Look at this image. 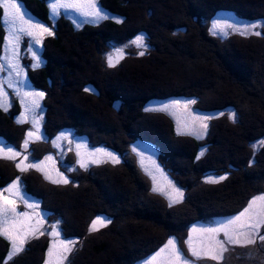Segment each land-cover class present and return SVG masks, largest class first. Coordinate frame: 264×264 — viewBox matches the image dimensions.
Returning a JSON list of instances; mask_svg holds the SVG:
<instances>
[{"label":"trees","instance_id":"obj_1","mask_svg":"<svg viewBox=\"0 0 264 264\" xmlns=\"http://www.w3.org/2000/svg\"><path fill=\"white\" fill-rule=\"evenodd\" d=\"M247 1L97 0L115 19L74 25L63 15L51 22L48 0H22L52 32L41 39L43 63L26 70L30 84L44 93L45 135L60 128L96 134L95 140L120 156L119 163L67 172L68 184H54L35 170L23 173L0 158V190L19 178L49 219L60 221L62 236L77 242L65 264H133L192 220L232 215L264 190V147L252 146L264 138V31L220 39L208 30L215 11L264 21V0ZM140 32L147 45L143 56L130 50L115 67L106 65L109 43ZM4 36L0 24V50ZM169 97L194 98L199 111L232 109L235 123L224 113L208 120L202 138L177 133L168 114L143 108L149 100ZM15 106L0 108V136L20 144L25 126L16 122ZM135 140L157 149L160 164L183 190L182 200L169 207L152 191L129 151ZM29 147L34 157L49 150L48 144L41 153L38 143ZM207 173L227 179L206 183ZM96 215L111 223L90 232ZM47 245L46 234L30 238L8 264H42ZM234 249L220 264H264L259 242ZM8 251V241L0 238V264Z\"/></svg>","mask_w":264,"mask_h":264},{"label":"snow or ice","instance_id":"obj_2","mask_svg":"<svg viewBox=\"0 0 264 264\" xmlns=\"http://www.w3.org/2000/svg\"><path fill=\"white\" fill-rule=\"evenodd\" d=\"M52 16H59L60 9L65 11L69 9L76 10L79 15L90 18L93 21H100L110 19L111 17L105 12V10L100 7L97 3V0H52L50 5ZM0 9H3V17L0 18V24L8 25L6 31L9 32V38L6 45V50L11 49L12 55L18 57V46L19 42L23 36L30 37L33 41L32 44H29L28 51L32 52L33 59L35 61L33 67H39L43 61L39 58V53L35 50V44H39L40 40L36 38V34L33 30H38L39 34L48 33L52 34L49 27L39 23L31 18L30 13L23 10L22 0H0ZM19 22V27L17 26ZM120 19H116V23H121ZM27 25L28 27H24ZM264 28V21L261 22H249L243 26H238L234 24H221L220 21H214L212 24V33L214 35H219L221 37H226L231 34L225 29H231L232 32L239 33L241 35H255L260 36L261 31L259 29ZM143 36H137L135 40L132 41L137 48L142 49L139 52V55L143 56L147 50V45L144 43ZM124 49H116L115 53L109 54L106 59L109 67H115L114 57H117L116 62L120 58H123ZM8 67H17L16 65L11 64L8 61H5ZM4 71V64H0V72ZM2 81H0V95L6 96L7 94L2 91ZM85 91H92L90 88H86ZM25 95H28L26 93ZM35 96L43 97V92L33 93ZM195 100H190L185 102V107L188 104H194ZM23 103V101H22ZM175 103H180L179 101H174ZM34 107H26V111L33 112V117L31 120L32 127L35 131H28V138L43 139L42 135L39 134V125L40 121L43 119L42 116L37 117L35 112L40 108V105L33 101ZM0 107H7V105L0 103ZM170 105L164 104L158 108H148L146 111H166ZM219 116L224 115V113H219ZM200 121H207L210 119L216 118L212 115H203L194 117ZM229 119L235 123L236 115L235 112L229 113ZM27 122V117L22 113L18 123ZM201 127L207 129V123H202ZM202 135V134H198ZM62 139H68L67 134H62L56 138V141ZM29 139H25L23 142V149L25 153H28ZM72 141L69 140V143ZM54 146L59 147V145L54 141ZM260 146L264 147V140L260 141ZM81 147L87 149L86 144L77 143L76 148L79 150ZM256 145H253L254 150ZM135 151V149H134ZM103 153L105 156L109 157L114 163H119L120 160L111 152H107L104 149H96L95 151H88L87 155L89 157H94L96 153ZM0 154H3L6 159H15L17 156H20L21 153L16 151L13 147L0 145ZM76 155L80 157V152L77 151ZM204 155V151H201L197 156V159H200ZM28 155L23 156L24 160H28ZM53 158L51 156L45 157V160L51 161ZM23 163V161H21ZM21 163H17L15 166L21 171L24 172L26 169L36 168L40 170L41 164L43 161L30 162L25 167H21ZM80 168L87 169L90 163H100V161L92 159L85 160L83 158L77 161ZM75 171L76 169H71ZM151 175V173H149ZM57 176L59 179H53L52 183L59 184L70 183L69 179L60 173L57 170ZM46 179H50L46 175ZM153 179V192H161L162 194L168 196L170 203L169 207L172 204L179 202L183 199L184 193L176 188L174 185L169 184L172 187V190L176 194V199H173L168 193H165L163 189H158L155 187V177ZM227 179L226 176L220 177H209L206 179V183H219ZM7 193L8 195H5ZM22 203L26 208H35L38 205L30 204L26 199L25 195L22 192L21 181L17 178L10 185L0 190V238H3L8 241L10 248L7 255V260L4 264H8V261H11L13 257L20 254L25 250V244L30 238H36L37 233L39 235H44L45 232L50 237H53L51 246L48 249L47 256L48 259L45 260L44 264H65V261L68 260V254L74 250V245L77 243L74 240L70 239H61V232L58 230V225L53 224L49 229H44L40 231L39 228L33 226L31 221V215L27 211H18V204ZM43 219V217L41 218ZM111 223V219L103 216H98L96 219L92 220L89 231L95 232L98 231L100 227H106ZM42 227V225H41ZM261 228H264V194L255 196L250 200L247 207L244 208L239 214L229 217L222 222L216 224L212 227H200L193 228L192 232H199L205 234L200 242L196 245L193 244L192 236L189 235L186 244L188 245V250L191 253L189 257L187 253L183 252L175 239H169L167 243L161 248L155 255L150 259L146 260L144 264H160L161 254L166 253L167 257L163 264H199L201 260H211L215 261L216 264L224 259V254L233 250L235 247L246 248L250 245H256L257 242L264 246V234H261ZM222 238H220V234Z\"/></svg>","mask_w":264,"mask_h":264},{"label":"rangeland","instance_id":"obj_3","mask_svg":"<svg viewBox=\"0 0 264 264\" xmlns=\"http://www.w3.org/2000/svg\"><path fill=\"white\" fill-rule=\"evenodd\" d=\"M245 2L249 3V1H247V0H245ZM51 3H52V0H48L47 5L49 8V18H50V21L53 22L57 16H52V14H51V7H50ZM98 5H99V3H98ZM1 10H2L1 17H3L4 10L3 9H1ZM23 10L27 11L24 8V6H23ZM105 12L108 14L109 17L115 19L114 15L110 14L106 10H105ZM60 13H61L60 15H63L64 17L69 19L74 25H79V24L84 23V22H89V23L99 22V21H93L90 18H85V17L79 15V13L73 9H69L67 11H65L64 9H60ZM30 15H31V18L33 20H35L39 23H42L43 25L49 27L46 23L40 21L39 19L34 17L32 14H30ZM214 21H220L222 25L223 24H234V25H238V26H243L244 24L249 23V22H261V21H263V19H261V18L244 19V18H241L232 12L215 11L209 16V19H208V30L212 35H214L211 31L212 24ZM3 26H4V30H5V36H4L3 47L0 50V64H4V71L0 72V81L3 82L2 83V91L4 93H6L7 95L6 96L0 95V103L7 105V107H0V108L7 110L12 105H16L15 108L17 109V111H16V115L14 117L16 122L18 123V120L20 119L22 113L27 117V122H20V124H23L25 126L23 133H22V139H21L20 144H15L12 141H6L5 139H3L0 136V145H4L5 147L11 146L16 151L20 152L21 155L17 156L15 159H6V158H4L3 154H0V158H3L5 160H9L10 161L9 164L12 163V165L17 170H19V169L15 165L17 163H21V161H23V163H21L22 168L25 167V165H27L30 162L43 161V163L41 164L40 170H37L36 168H30V169H26L23 173H26L27 170H35L37 172H40L44 178L46 177V175L49 176L50 179H46V178L45 179L50 181V182H52L53 179H59V177L57 176V170L60 173H62L64 176H66L68 179H69V177L67 175V172H69V173L73 172L74 173V171H72L71 169H76L75 171H77V170L81 171V169H82V171H85L84 168H80L78 163H77V161L81 158H83L85 160L95 159V160L100 161V163H90L88 168L94 167L95 165H99L101 163H114L109 157H107L103 153H99V152L96 153V155L94 157H89L87 155L88 151H95L96 149H104L107 152L113 153L120 160V156L118 155V153L115 152L114 150H112L111 147H109L106 143L95 140V139H97L96 134L95 135L89 134V136H86V135H81V134H75L69 128H60V129H57L53 133L50 132L49 135H45L46 132H45V129L43 128V124H44V113L43 112H44V110H43V106L41 103L42 97L33 95V93H38L41 91L34 88L30 84L28 77H27V72H26L27 67L35 68V67H33L35 61L33 59L32 52L28 51V46H29V44H32L33 41L30 37L22 35V38H21V40L19 42V46H18V57L13 56L11 49L6 50V45H7V41L9 38V32L6 31V29L8 28V25L3 24ZM17 26L18 27L20 26L19 22H18ZM24 27H28V26L24 25ZM49 28L51 30V27H49ZM225 30L231 33L229 35L238 34V35L244 36V37L249 36V35L245 36V35H241L239 33L232 32L231 29H225ZM33 31L36 34V38L40 40V43L35 44L34 48H35V50L38 51L39 58L42 60L41 54H40L41 39H42L43 35L48 34V33H43L41 35V34H39L38 30H33ZM259 31L263 32L264 28L259 29ZM229 35H227V36H229ZM137 36H143L145 38L144 33L140 32L125 42L109 43L108 49L104 52V55H103V58H104L106 65H108L106 57L111 53H115L116 49H124L123 57L130 50L135 51L136 53L139 54V52L142 49H139L134 44H132V41L135 40V38ZM214 36H216L220 39L225 38V37H221L219 35H214ZM144 43L146 44L145 39H144ZM116 59H117V57H114V63H117ZM5 61L10 62L11 64L16 65L17 67H15V68L8 67V65H7V63H5ZM26 93H28V95H25ZM190 100H194V98H190V97H169L166 99H152V100L147 101L145 103V105L143 106V108L146 110L148 108H158L159 106L164 105V104L170 105V107L166 111H162V112L168 114L172 118L177 133L188 134V135H191L195 138H202L206 134L207 129L202 128L201 124L207 123V125H208V120L207 121H200V120L195 119L194 117L203 116V115H212V116L217 117V116H219L218 114L221 112L226 113L229 116V113L233 112L232 109H226L224 111H221V110L199 111L194 107L193 104H188L187 107H185L184 106L185 102L190 101ZM22 101H23V103H22ZM33 101H35L36 103H38L40 105V108L36 110L35 115L37 117H39V116L43 117V119L40 121V125H39V134L42 135L43 139H35V138H28L27 137L28 131H30V130L35 131V129L32 127V123H31V120L33 117V112L26 111V107H34ZM174 101H179L180 103L174 104L173 103ZM154 111H159V110H154ZM62 134H67L68 139H62L60 141H56V138L58 136H61ZM198 134H202V135H198ZM25 139H29V141H30L29 144L31 142L38 143V146H40L39 147L40 153L42 152L43 146L46 147L47 144H48L49 150L44 152V153H41V155L38 157H36V156L34 157L31 154L30 149H29L30 147H28V153H25L24 149H23V142ZM69 140H71L72 142L69 143ZM262 140H264V138H261V139L255 141L252 144V146L253 145L259 146L260 141H262ZM39 141H42L46 144H44V143L41 144ZM54 141L59 145V147L54 146V143H53ZM77 143L86 144L87 149L81 147L78 150L76 148ZM134 149H135V151H134ZM77 151L80 152V154H81L80 157H78L76 155ZM129 151L132 154V156L135 158L139 168L148 177V181H149L151 189H153V186H154L153 179H152V176H154L155 177V187H157L158 189H163V191L165 193H168L173 199H176V194L172 190L171 185H174L176 188H179L183 192L182 188L179 187V185L170 176V174L166 170V168H164L160 164L157 149L152 144H150L148 142H144V141L135 140L129 144ZM25 154L28 155V157H29L28 160L23 159V156ZM48 156H51L53 159L51 161L45 160V157H48ZM182 163H184V162H182ZM149 173H151V175H149ZM220 176H225V174L221 175V174L207 173L203 176V180L206 181V179H208L209 177H220ZM16 179H17V177L15 179H12L11 181L7 182L1 188V190L3 188L7 187L8 185H10ZM169 181L171 182V185L169 184ZM88 182L90 184V180ZM88 182H86V183H88ZM21 188H22V192L25 195L28 202L30 204H35L38 206L35 208H26L22 203H19L17 210L29 212L31 215L30 223L33 226L39 228L40 231H44V229L50 230L51 225L57 224L58 230H60V232H61V228L59 225L60 221L59 220H50L51 219L50 216H48V214L45 213L43 208L41 207L39 199H37L36 197L27 193L23 189L22 183H21ZM157 193L162 195L163 197H165L167 202L170 203L168 196L162 194L159 191H157ZM262 194H264V190L257 192L255 194H253L252 196H250L249 199L247 200V202L245 203V205L240 210H238L237 212H235L232 215H228V216H224V217L209 218V219L204 218V219L192 220L191 222L186 224L184 226V228H182V230H179V231L177 230L178 234L176 236L170 234L169 236L165 237L163 242L156 249H154L150 254L138 259L133 264H144V262L146 260L150 259L161 248H163L169 239H175L178 243V247H180L182 249V251L187 253L188 256L190 257L191 253L189 252L188 245L186 244V241L188 240L189 235L192 236L194 245L198 244L200 242V240L203 238V236L205 235V234H202L199 232H192L191 230L194 227L200 228V227L215 226L216 224L222 222L223 220L239 214L244 208L247 207L248 203L250 202V200L252 198H254L255 196H258V195H262ZM5 195H8V194L5 193ZM104 203L105 202H102V204H104ZM107 203H109V202L107 201ZM98 216L106 217L105 215L94 216L89 223V228H90L92 220L96 219V217H98ZM42 217H43V219H41ZM166 218H170V217H166ZM124 219H125V217H124ZM164 222H166V221H164ZM167 223H165V224H167ZM41 225H42V227H41ZM260 231H261V234H264V228H261ZM45 234L48 236V245H47L46 252H45V258H44V261L42 262V264H44L45 260L48 259L47 252H48V249L51 246L52 241L54 239L53 237H50L47 234V232H45ZM37 235H39V233H37ZM222 235L223 234L221 233L220 238H222ZM60 238L73 240L72 238L63 237L62 234H61ZM9 248H10V245H9ZM235 248H240V247H235ZM234 251H235V249L230 250L229 252H234ZM226 255H227V258L230 257V255H228V252L224 254V256H226ZM166 257H167L166 253L161 254V257L159 258L160 264H163V262L166 260ZM214 263H215V261H211V260H207V259L201 260L199 262V264H214Z\"/></svg>","mask_w":264,"mask_h":264}]
</instances>
